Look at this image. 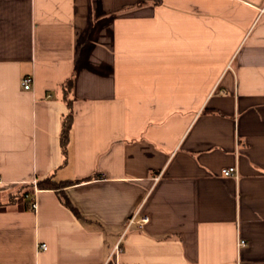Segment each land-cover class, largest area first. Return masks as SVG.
I'll return each mask as SVG.
<instances>
[{
	"label": "crops",
	"instance_id": "0c3cea01",
	"mask_svg": "<svg viewBox=\"0 0 264 264\" xmlns=\"http://www.w3.org/2000/svg\"><path fill=\"white\" fill-rule=\"evenodd\" d=\"M0 264H264V0H0Z\"/></svg>",
	"mask_w": 264,
	"mask_h": 264
},
{
	"label": "built area",
	"instance_id": "2783aa9c",
	"mask_svg": "<svg viewBox=\"0 0 264 264\" xmlns=\"http://www.w3.org/2000/svg\"><path fill=\"white\" fill-rule=\"evenodd\" d=\"M33 84H34V79H33V77L31 75L30 76H26V77L23 78L22 85H23V87H24L25 90H31L32 87H33ZM236 173H237V171H236L235 168H229V169H227V170L224 171V175L225 176H228V177H230V176L231 177L232 176L237 177L238 174H236ZM31 208L33 210H35L37 208V200L36 199H34L33 203L31 204ZM147 221H148L147 218H144L142 220V222H144V223L147 222ZM245 243L246 242L244 240H242V241H240L239 246L242 247V246L245 245ZM41 248L42 249H46L47 248V245L46 244H42L41 245Z\"/></svg>",
	"mask_w": 264,
	"mask_h": 264
},
{
	"label": "trees",
	"instance_id": "16d2710c",
	"mask_svg": "<svg viewBox=\"0 0 264 264\" xmlns=\"http://www.w3.org/2000/svg\"><path fill=\"white\" fill-rule=\"evenodd\" d=\"M162 2H163V0H154V3L156 5H161ZM68 123H71V122L68 121ZM68 123L64 129V136H63L64 137V147L66 146L65 144H66V140H67L66 134L68 133L69 128H70V124H68ZM40 187H41V189H59L60 188L59 185L55 184L52 181H44L40 184ZM64 202L77 216H80L79 213L76 211V209L73 207V205L70 203L69 200H65Z\"/></svg>",
	"mask_w": 264,
	"mask_h": 264
}]
</instances>
